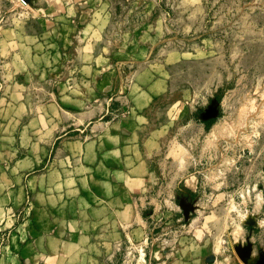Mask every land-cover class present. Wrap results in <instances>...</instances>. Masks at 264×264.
<instances>
[{"label":"rangeland","instance_id":"1","mask_svg":"<svg viewBox=\"0 0 264 264\" xmlns=\"http://www.w3.org/2000/svg\"><path fill=\"white\" fill-rule=\"evenodd\" d=\"M12 1L26 19L37 16L34 0H0V18ZM54 2L64 20L50 27L41 54L27 56L26 70L0 69V213L8 211L0 243L27 221L38 191H50L43 178L58 177L65 133L73 138L87 125L72 119L70 127L51 105L56 86L70 78L77 105L97 121L116 91L140 83L160 91L148 112L152 177L137 199L138 230L119 232L115 264H143L128 255L151 250L159 257L152 264H169L193 238L264 264V0ZM81 31L87 55L77 51ZM210 107L216 116L204 118Z\"/></svg>","mask_w":264,"mask_h":264},{"label":"crops","instance_id":"2","mask_svg":"<svg viewBox=\"0 0 264 264\" xmlns=\"http://www.w3.org/2000/svg\"><path fill=\"white\" fill-rule=\"evenodd\" d=\"M11 3L0 18V69L7 72L28 69L27 56L32 60V56L41 54L42 39L49 37L50 27L64 20L54 0H34L32 10L37 16L27 19L21 14L23 6ZM75 39L77 51L87 55L88 41L83 32ZM62 48L59 44L54 49L62 52ZM86 71L87 65L82 64L79 77L84 82L88 78L83 74ZM69 80L56 86L50 103L65 113L70 127L74 119H83L76 125H87L75 128L80 132L73 138L65 133L56 147L54 165L59 169L55 171L58 177L43 178L50 191L43 190L42 197L38 191L42 200L34 203L27 221L3 233L8 236V244L0 243V264H115L120 262V248L124 245L119 236L122 227L138 230L134 226L137 199L152 177L154 154L148 112L154 95L160 91L155 85L131 84L126 94L116 91L110 101L106 100L101 109L104 115L94 121L85 108L77 105L82 97L74 93ZM109 85L114 82L110 80L106 86ZM107 110H112L111 115ZM7 213H0V231L6 227L1 225ZM209 241H184V248L169 264H259L253 258L244 261L234 254L219 255ZM134 242L129 239L125 244ZM153 253L146 251L139 258L128 255V260L152 264L159 259Z\"/></svg>","mask_w":264,"mask_h":264},{"label":"water","instance_id":"3","mask_svg":"<svg viewBox=\"0 0 264 264\" xmlns=\"http://www.w3.org/2000/svg\"><path fill=\"white\" fill-rule=\"evenodd\" d=\"M27 2H30V0H26ZM217 114V109L214 108V107H210L206 110L205 114H204V118H211V117H215ZM238 253H239V256L244 260L246 261L248 259V255L244 254V250H237ZM210 261H213L214 258L211 257L209 259Z\"/></svg>","mask_w":264,"mask_h":264},{"label":"built area","instance_id":"4","mask_svg":"<svg viewBox=\"0 0 264 264\" xmlns=\"http://www.w3.org/2000/svg\"><path fill=\"white\" fill-rule=\"evenodd\" d=\"M21 1V4H23V5H26L27 4V1L26 0H20ZM110 112V110H107V113H109ZM4 242L3 241H1V244H3ZM6 244H8V243H6ZM7 246V245H6Z\"/></svg>","mask_w":264,"mask_h":264}]
</instances>
